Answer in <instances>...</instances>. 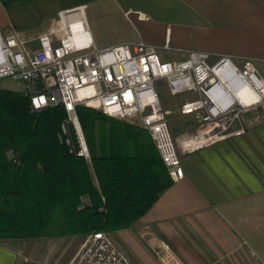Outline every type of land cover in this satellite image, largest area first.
<instances>
[{
    "label": "crops",
    "instance_id": "0c3cea01",
    "mask_svg": "<svg viewBox=\"0 0 264 264\" xmlns=\"http://www.w3.org/2000/svg\"><path fill=\"white\" fill-rule=\"evenodd\" d=\"M82 5L96 22L90 30L99 47L144 41L164 60L192 50L213 60L251 58L264 77V0H0V32L16 33L37 50L60 12ZM241 125L242 134L180 151L184 177L133 226L110 232L136 264L158 259L163 242L186 264L251 263L252 243L264 235V104L235 128ZM84 238L2 242L0 264H21L23 255L68 264Z\"/></svg>",
    "mask_w": 264,
    "mask_h": 264
},
{
    "label": "built area",
    "instance_id": "2783aa9c",
    "mask_svg": "<svg viewBox=\"0 0 264 264\" xmlns=\"http://www.w3.org/2000/svg\"><path fill=\"white\" fill-rule=\"evenodd\" d=\"M85 10L82 5L60 12L54 25L39 36L37 50L28 48L27 41L16 33L0 32V80L13 78L23 83L36 110L63 106L77 130L81 145L78 154L90 158L77 114V107L85 105L147 130L176 181L184 177L180 151H192L219 138L244 133V125L235 128V124L264 104V77L253 59L239 63L229 56H219L213 60L210 52L192 50L183 59L164 60L158 46L144 41L99 47ZM223 75L235 87L248 85L255 100L243 103ZM158 79L167 81L172 95L184 91L197 94L179 109L197 116L196 134L173 137L168 119L173 111L162 104L156 88ZM63 131L67 132L65 125ZM66 141L70 143V139ZM158 259L161 264H186L166 242ZM21 264L43 263L23 255ZM68 264L136 263L110 232L97 231L85 236Z\"/></svg>",
    "mask_w": 264,
    "mask_h": 264
},
{
    "label": "trees",
    "instance_id": "16d2710c",
    "mask_svg": "<svg viewBox=\"0 0 264 264\" xmlns=\"http://www.w3.org/2000/svg\"><path fill=\"white\" fill-rule=\"evenodd\" d=\"M77 114L89 159L63 106L36 110L24 90L0 89L2 242L131 227L173 183L143 127L85 105Z\"/></svg>",
    "mask_w": 264,
    "mask_h": 264
},
{
    "label": "rangeland",
    "instance_id": "374dc122",
    "mask_svg": "<svg viewBox=\"0 0 264 264\" xmlns=\"http://www.w3.org/2000/svg\"><path fill=\"white\" fill-rule=\"evenodd\" d=\"M88 23L91 29L95 31L96 22L94 19L89 17ZM1 88L23 90L24 84L13 78H3L0 80V89ZM156 88L164 107L173 111V113L168 116L173 137L179 139L181 136L196 134L199 128L197 116L194 114L183 115L179 109L183 102L196 98L197 94L192 91H184L177 95H172L165 79H158L156 81ZM252 110H254V108ZM252 244L253 248L250 250V264H264V235H261L259 239L254 240ZM150 261L151 264H161L159 259L152 258Z\"/></svg>",
    "mask_w": 264,
    "mask_h": 264
},
{
    "label": "bare ground",
    "instance_id": "6f19581e",
    "mask_svg": "<svg viewBox=\"0 0 264 264\" xmlns=\"http://www.w3.org/2000/svg\"><path fill=\"white\" fill-rule=\"evenodd\" d=\"M223 79L231 88H233L236 97L239 98L243 103L251 104L255 100V95L248 85L235 87L233 81L228 80L225 76L223 77Z\"/></svg>",
    "mask_w": 264,
    "mask_h": 264
},
{
    "label": "water",
    "instance_id": "95a60500",
    "mask_svg": "<svg viewBox=\"0 0 264 264\" xmlns=\"http://www.w3.org/2000/svg\"><path fill=\"white\" fill-rule=\"evenodd\" d=\"M80 132L84 136L82 126L80 127Z\"/></svg>",
    "mask_w": 264,
    "mask_h": 264
}]
</instances>
